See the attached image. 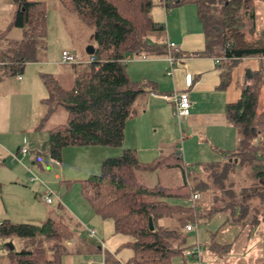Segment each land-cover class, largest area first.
Returning <instances> with one entry per match:
<instances>
[{
  "label": "trees",
  "instance_id": "trees-1",
  "mask_svg": "<svg viewBox=\"0 0 264 264\" xmlns=\"http://www.w3.org/2000/svg\"><path fill=\"white\" fill-rule=\"evenodd\" d=\"M9 1L13 7L10 27L20 30L23 39L3 44L6 34H0V71L1 76L19 77L23 67L34 62L30 50L45 37V2ZM56 1L90 30L88 46L93 48L92 55L85 54L89 57L87 60H78L75 54H70L75 56V64L59 62L71 70L67 89L61 88L58 81L49 76L41 79L46 97L40 100V105L46 106V109L38 127L42 128V123L57 107L66 114L64 124L46 131L47 156L58 161L64 148L121 146L124 125L135 115L136 99L154 90L151 82H133L128 78L125 57L138 56L141 52L158 56L165 54V48L162 44H148L146 41L152 34H163L162 25L154 23L150 17V0ZM243 1L162 0L164 9L193 5L204 38L202 54L209 57L221 55L231 64L243 58H264V29L256 32L254 25L250 26V40L240 30L238 16ZM257 1L264 4V0ZM217 4L218 10L214 11ZM249 13L253 19V12ZM170 55L177 58L176 53ZM227 76L228 68L221 75L219 88L225 86ZM257 86L252 82L243 86L238 100L225 106V119L238 135V146L228 156L231 160L222 164H204L199 169L208 173L215 166L228 169L227 165L243 166L244 161H249L251 177L256 184L259 180L260 184L250 187L246 196L264 200V162L254 158L260 148V145L254 144L260 127L254 121L258 112ZM166 157L159 156L142 163L136 158L134 150L125 149L116 157L102 159L98 174L79 180V193L93 214L111 220L114 232L128 237L123 243L131 251L126 264H194L193 255L181 253L194 242L190 243L185 225H196L200 218L206 221L230 206L228 202L225 209L224 206L205 209L197 208L195 202L189 204L191 192L207 191L208 182L215 184V181L204 180L198 172H194L191 173L194 183L188 188L185 182L187 170L175 155L172 156V165L180 171L181 183L168 187L159 183L146 186L137 181L139 172L162 169ZM239 216H242V211ZM148 218L152 223L151 230ZM262 220L264 222V216ZM70 221L69 213L59 203L56 210L38 223L0 221V238H16L21 243L18 250L6 248L7 264H61L64 255L90 253H101L102 264H122L114 255L104 251L101 241L94 244L78 235L77 231H71L67 225ZM200 246L203 264V245ZM209 246L226 251L230 244L210 242ZM174 257L179 259L177 263L173 262Z\"/></svg>",
  "mask_w": 264,
  "mask_h": 264
},
{
  "label": "crops",
  "instance_id": "crops-1",
  "mask_svg": "<svg viewBox=\"0 0 264 264\" xmlns=\"http://www.w3.org/2000/svg\"><path fill=\"white\" fill-rule=\"evenodd\" d=\"M170 8L168 9L169 11H165L162 42L159 44L164 46L165 54L154 56L141 52L138 56L127 55L125 57V70L128 78L133 82H151L154 84V90L142 94L136 99L134 103L135 115L128 119L124 125L123 141L125 143L128 140L129 146L127 148H135L133 150L136 152V158L142 163L162 156V152H174L173 145L176 139L180 140L182 148L180 163L184 168L189 165L199 169L204 164L229 162L231 160V158H228L229 154L235 152L238 146V135L236 130L225 119V106L236 102L241 88L251 82L254 74H259L263 71L264 58H243L234 61L233 66L230 65V61L224 59L227 62L221 65L222 61H220V58L202 54L204 51V38L201 26L196 19L194 6L185 4ZM12 12L13 7L10 1L0 0V34L4 33L7 35L10 32ZM14 34L10 41H19L20 39L18 40L17 36L22 35L21 31L18 35L17 32ZM146 41L148 44H158V38L153 35L147 37ZM168 43L174 44L177 48L176 57L178 61L172 66H169L166 58V45ZM65 52L74 54L69 51ZM58 63L57 65L63 66ZM30 64L34 63L26 65ZM227 68V82L225 86L219 88L221 75ZM2 77L0 78V84L3 81ZM188 78L189 84L187 85ZM15 79L18 86L17 93L4 91V93H1L0 98L6 99L11 96H17L16 94H21V92L30 88L31 84L34 91L30 89V92L27 91L28 93L25 95L29 105L26 110L21 108V106H16L17 102H15L13 107L17 114L25 112L26 123L22 124L23 126L17 124L14 127L8 117L10 105L8 106L6 102H0V158H4L3 162L7 156L15 158L14 160L19 162L17 156H21L22 161L27 158L30 161V165L41 163L45 166V169L39 170V174L47 184L50 183V172L53 173L57 167L58 169L60 167L59 175L63 177L62 169L67 163H73L72 167L73 165L74 167L72 169H75L73 172H76V169L80 170L78 173L87 171V168H84L85 164L81 168L79 167L80 165L78 166V163L80 164L82 161L88 162L86 161L87 159L69 158L65 152L68 151V148L62 149L58 161L47 156L45 145L47 138L40 135L42 129L37 126L44 111L39 112L37 107H35L40 105V100L44 99L46 90L42 84L37 88L34 82L38 83V81L32 82L33 80L30 78L26 83L23 76L19 75L18 77L16 75ZM177 92H184L189 103L188 115L180 120H176L172 114V102L165 99V97ZM25 129L34 133H28L26 137L27 143L22 133ZM36 131L38 132L36 133ZM17 132L21 133L20 139L15 140L14 146H10L11 143H8L9 137L11 138ZM132 140L136 142L137 147L131 146ZM22 147L26 148L24 155L19 153V149ZM97 148L100 149V147L94 149ZM105 148L102 147V149ZM70 149H72L71 151H76L73 153L77 155L79 151H88L90 147H71ZM39 154L44 158L37 162ZM102 159L104 158H96L92 162L100 163ZM75 161H78L77 165H75ZM22 167L23 169H19V171H13L15 170L14 168L0 167V190H3L5 186H9L8 192H11L6 196L3 195V197L1 195L4 211L0 217H4L3 219H7L10 222L12 220L33 219L34 217H38L36 219L40 220L43 217L41 215L46 217L51 212L49 210L43 214L38 205L31 200L28 193L30 192L34 199L42 200L44 192L41 190L42 183L40 181H38L40 185H35L32 189L24 185L22 187L18 185L19 182L24 183L26 181L28 184H33L36 181L28 179V165L22 164ZM186 179L190 183V179L187 176L185 177ZM60 201L61 199L58 200V202ZM67 207L72 211V208ZM222 214L220 211L216 212L206 220L208 228H212V232H217V228L219 226L222 227L221 224L225 221ZM84 216L86 219L95 218L87 214ZM93 233L95 234L94 230ZM207 233L198 232L196 227L195 233L188 232L187 234L190 236V243L196 238L204 249V244L210 245V242L213 241V236L207 235ZM260 235L264 238V229ZM87 240L94 243L89 239ZM95 240L97 241V238ZM99 241L104 245L102 238L95 243L98 244ZM262 245L264 246V240H262ZM66 256L69 257L70 255ZM70 259L71 257H69Z\"/></svg>",
  "mask_w": 264,
  "mask_h": 264
},
{
  "label": "rangeland",
  "instance_id": "rangeland-1",
  "mask_svg": "<svg viewBox=\"0 0 264 264\" xmlns=\"http://www.w3.org/2000/svg\"><path fill=\"white\" fill-rule=\"evenodd\" d=\"M43 1L45 2V37L40 41H37L32 50H30L34 64L25 65L20 76H23L25 83L29 80V78L33 80L32 82L38 81V83L34 82L37 88L41 86L40 84H42V77L49 76L56 79L61 88L67 89L71 81V70L68 66L57 65V62H59V54L62 50H65L74 53L78 60H87L89 57L85 55V49L88 45H90L89 36L91 32L72 13L64 10L56 0ZM150 1V17L152 21L158 25H163L165 11H167L169 7L164 9L162 0ZM215 8L216 10L214 11H217L218 4L215 5ZM250 11L253 12V19L250 17ZM238 17L240 20V30L246 35V38L250 40V36L248 35L250 26L254 25L256 32L264 29V4L257 0H244L243 8ZM16 32L17 35L20 34L18 29L10 27V32L7 33L5 39L3 40V44L5 42L8 43ZM21 36H17L18 40L23 39ZM153 36L158 38L157 45H159L162 42V36L159 33H156ZM254 38H257V35H254ZM217 57L220 58V61H222L221 65L226 64L227 61H225L221 55H218ZM231 66H233V64H231ZM262 66L263 71L259 74H254V80L251 81L252 84H257L259 89L258 112L254 121L259 124L260 127L259 136L257 140L254 141V144L260 145V148L256 150L254 158L260 159L261 163L264 162V64H262ZM1 73L2 70L0 71V74ZM15 77V75H6L2 77L3 81L0 84V96L2 95L1 93H4V91L17 93L16 91H18V86L16 85ZM30 89L31 91H34L32 84L30 85V88H27L21 92V94H16L17 96H11L6 99L0 98V102H6L8 106L10 105L8 117L14 127H16L17 124L22 125L26 123L25 112L17 114L15 113L13 107L15 106V102H17L16 106H21V108L25 110L27 109L29 105L25 95H27V91L30 92ZM45 97L46 95H44L43 98ZM35 107H37L39 112H43L46 109V106L37 105ZM65 119V111L62 108L57 107L42 123L43 126L41 128L42 130L40 135L47 138L46 131L55 126L64 124ZM40 120L38 121V125L40 124ZM38 131H36V133ZM22 133L25 136V140L28 133L34 134L30 130L27 131L26 129L23 130ZM20 136L21 133L17 132L12 135L11 138L9 137L8 143H11L10 146H14L15 140L18 138L20 139ZM27 141L28 140H26V143ZM128 146L129 143L128 140H126L125 143L122 141L121 146L118 148L102 149V147H100V149H94L96 147H90L88 151H79L77 155L73 153L76 151H71L72 149L68 148V151L65 152L68 154L69 158L87 159L86 161L88 162L82 161L80 164L78 161H75L76 163L74 162L75 165L78 163L80 168L85 164L84 168H87V171L78 173L80 170L76 169V172H73L75 170L72 169L74 167V165L72 167L73 163H67L62 169L63 177L59 175L61 171L60 167L59 169L58 167L55 168L53 173L50 172L51 177L49 184L45 183V180L39 174V170L42 168L45 169V166L41 163L30 165V161L27 160V158L22 161V157L17 156V158H19V162L15 161L14 158H11L10 156H7V158L5 157L4 162V158H0V167L4 166L6 168H14L15 170L13 171H19V169H23L22 164H27L29 167L28 170L36 176L37 182L34 181L33 184H28L25 181L24 183L19 182L18 185L21 187L24 185L32 189L33 186L40 185L38 181L42 183L43 186L41 185V190L44 194L50 193L49 196L52 203L45 204L42 200L34 199L30 192L28 193L31 200L38 205L43 214L49 210H56V206L59 203L71 217V221L67 223L71 231H77L78 235L93 241L94 244L102 238L105 246L104 251L114 255V257L122 264H126L131 251L128 247L123 246V242L128 240V237L126 235L116 234L113 230L111 220L101 219L100 217L92 214L93 212L90 211L87 203L82 199L79 193V180H82L89 175H96L99 173V163H96V161L92 162L93 159L116 157L120 155L122 150L135 149L127 148ZM131 146L137 147L136 142H133L132 140ZM173 146L174 152L169 151V153H161L162 156H168L165 160H163V165L165 166L162 169L155 170L154 172L137 173L136 179L139 183L146 186H152L159 183L168 187H173L181 183L180 171L176 169V166L172 165L174 164V160H172L173 155L180 158L182 149L180 140L176 139ZM41 156L42 155L40 154L37 156V162H39L41 158H44ZM45 159L47 160V158ZM243 164V166L227 165V167H229L228 169H223L221 165H219V167L215 166V168L210 169L208 173H205L202 168L195 169L194 166L187 165L184 168L187 169L186 174L190 179L189 184L191 187L194 183L193 179H191L193 178L191 173L194 172H198V175L204 180L208 178L209 180L212 179L216 184L208 182V190L200 191L198 193V198L195 202L197 208L209 209L224 206L225 209V204L228 202L230 203V206H228L225 211H221L225 221L222 222V227L219 226L217 228V232H212V228H208V223L203 218H200L196 224L198 232L206 234L208 231L207 235L213 236L212 242L230 244L227 251L211 249L209 244H204L202 254L203 264H264V246L262 245V240H264V238L260 235L261 231L264 229V222L262 220V216H264V200H258L246 196L250 193V187L254 188L258 186L260 181H257L258 184L253 181L249 170V161H244ZM262 184H264V178L262 180ZM8 187L9 186H5L3 190H0V216H2L4 211L2 207L1 195L3 197V195L6 196L11 193L8 192ZM59 199H61L60 202H58ZM188 203L191 204L189 201ZM245 205H247V208H245ZM67 206L72 208V211H70ZM253 206L256 207L252 208ZM241 211L242 216H239ZM86 214L95 218L86 219L84 216ZM41 216L43 217L40 220L36 219L38 217H34L33 219L12 220V222L38 223L45 218L44 215ZM3 218L4 217H0V221L3 220ZM89 229L94 230L95 234L88 235L86 231ZM96 238L97 241L95 240ZM8 242L12 243L14 250L20 249L21 243L18 239L0 238V264H7L6 243ZM66 245L69 246L68 241L66 242ZM69 257H71L70 260ZM69 257L64 255L62 257L61 264H101L102 262L101 253L80 255L73 254ZM172 260L174 263L179 261L176 257Z\"/></svg>",
  "mask_w": 264,
  "mask_h": 264
},
{
  "label": "built area",
  "instance_id": "built-area-1",
  "mask_svg": "<svg viewBox=\"0 0 264 264\" xmlns=\"http://www.w3.org/2000/svg\"><path fill=\"white\" fill-rule=\"evenodd\" d=\"M166 48L168 50L167 52V61L169 66H172L176 61H178V58H173L170 53H177V48L174 44L168 43L166 45ZM59 62L61 64H66V65H71V64H75L76 63V58L74 55H70L65 51H62L60 53V60ZM189 84V78L187 80V85ZM165 99L169 100L172 102L173 105V111L172 114L174 116V118L176 120H180L182 118H185L188 115V109H189V103L187 100V96L184 92H177V93H173L170 96L165 97ZM19 153L21 155H24L26 153V148L22 147L19 149ZM15 159V158H14ZM28 172V179L30 181L36 180L37 178L36 176H34L30 171ZM186 185L188 188H190V184L188 182V180H185ZM50 193H45L42 195V200L45 203H50L51 199L49 196ZM198 198V195L194 192H191L188 196V201L193 204L194 202H196ZM185 232H190V231H195L196 230V225L195 224H191L188 223L185 225L184 227ZM89 235H93V230L89 229L87 230ZM101 247H103V244L100 243ZM200 251H201V246L200 244L197 242V240H194L193 244L189 247H185L184 249L181 250V253L183 255H193L194 258V264H202L201 263V259H200Z\"/></svg>",
  "mask_w": 264,
  "mask_h": 264
},
{
  "label": "water",
  "instance_id": "water-1",
  "mask_svg": "<svg viewBox=\"0 0 264 264\" xmlns=\"http://www.w3.org/2000/svg\"><path fill=\"white\" fill-rule=\"evenodd\" d=\"M85 54L86 55H92L93 54L92 46H87L86 47ZM148 226H149V229L151 230L152 229V223H151L150 218H148ZM6 247H7L8 250H12L13 249V245H12L11 242L6 243Z\"/></svg>",
  "mask_w": 264,
  "mask_h": 264
}]
</instances>
